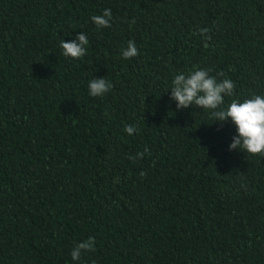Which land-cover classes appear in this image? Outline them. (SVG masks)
I'll return each mask as SVG.
<instances>
[{
    "label": "trees",
    "instance_id": "16d2710c",
    "mask_svg": "<svg viewBox=\"0 0 264 264\" xmlns=\"http://www.w3.org/2000/svg\"><path fill=\"white\" fill-rule=\"evenodd\" d=\"M81 32L86 55L64 57ZM194 67L235 83L225 105L264 95V0H0V264H264V154L177 110L171 81Z\"/></svg>",
    "mask_w": 264,
    "mask_h": 264
},
{
    "label": "clouds",
    "instance_id": "9594fccd",
    "mask_svg": "<svg viewBox=\"0 0 264 264\" xmlns=\"http://www.w3.org/2000/svg\"><path fill=\"white\" fill-rule=\"evenodd\" d=\"M97 29L110 28L112 26V11L104 9L102 14L91 17ZM131 24H135L132 20ZM131 27V25H130ZM210 29H198V34L204 41V47L208 48ZM89 41L83 32L79 33L74 40L66 42L61 40L59 47L63 50V56L72 59H81L86 55ZM139 55L135 41L130 40L126 48L122 49L123 59H131ZM211 69L194 67L187 74L181 72L174 76L171 81L170 99L175 102L177 110L195 107L204 110L216 123L223 124L230 121L235 126L236 134L232 137L229 150H239L250 155L264 154V95L252 94L243 100L232 98L225 105V97L235 96V83L230 78L217 79L209 73ZM223 76V73H217ZM113 84L110 80L103 78H92L88 82V92L92 97H102L110 92ZM107 115V113H105ZM134 125L126 124L123 131L129 136L137 132ZM145 154L150 155V150L145 148L144 152H138L135 157L129 159H140ZM143 178L146 173L141 172ZM118 179V178H117ZM95 239L89 237L73 247L70 255L73 261H80L82 254L95 251Z\"/></svg>",
    "mask_w": 264,
    "mask_h": 264
}]
</instances>
